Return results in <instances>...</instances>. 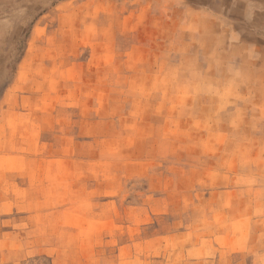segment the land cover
Segmentation results:
<instances>
[{"label": "rangeland", "instance_id": "rangeland-1", "mask_svg": "<svg viewBox=\"0 0 264 264\" xmlns=\"http://www.w3.org/2000/svg\"><path fill=\"white\" fill-rule=\"evenodd\" d=\"M243 2L50 0L19 38L0 22L10 264H264V43Z\"/></svg>", "mask_w": 264, "mask_h": 264}, {"label": "crops", "instance_id": "crops-1", "mask_svg": "<svg viewBox=\"0 0 264 264\" xmlns=\"http://www.w3.org/2000/svg\"><path fill=\"white\" fill-rule=\"evenodd\" d=\"M38 1H50V0H0V7L4 11L0 18V22L4 25L5 37H20V20L19 16L22 15V20L25 19L27 6L33 5ZM210 1V0H209ZM222 1H238L242 3L247 1L245 6V13L242 16L243 30L247 38L264 43V14L263 8L264 0H222ZM248 1H253L250 5ZM200 3L201 1H194ZM243 2V3H244ZM12 24L11 22L15 21ZM4 50H0V53H4ZM7 218L0 216V264H10L9 258V246L11 243L10 236H8L9 229L7 226ZM22 244H18L20 246ZM19 248V247H18ZM20 249V248H19Z\"/></svg>", "mask_w": 264, "mask_h": 264}]
</instances>
